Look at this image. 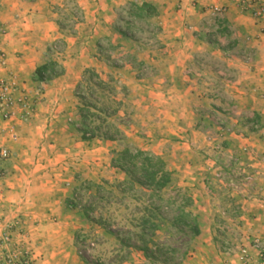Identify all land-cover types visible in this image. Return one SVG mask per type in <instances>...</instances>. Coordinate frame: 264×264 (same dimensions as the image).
<instances>
[{"label": "crops", "instance_id": "0c3cea01", "mask_svg": "<svg viewBox=\"0 0 264 264\" xmlns=\"http://www.w3.org/2000/svg\"><path fill=\"white\" fill-rule=\"evenodd\" d=\"M129 1L152 3L159 13L158 40L164 52L154 63L138 60L155 67L152 87L136 82L137 70L127 63V55L119 60L123 62L120 67L106 65L97 52L100 37L87 35L96 33L103 20L109 19L103 14ZM62 2L0 0V55L5 59L0 81L12 86L14 99L24 97L32 107L27 114L14 105L7 110V120L0 114V148L10 155L0 161L4 173L0 232L9 231L11 236L0 249V259L17 253L28 254L31 264H72L71 225L78 219L67 202L81 183L103 178L106 168L112 174L118 172L110 164L114 152L109 153L112 146L124 142L162 158L168 171L186 181L182 184L189 189L190 211L198 218L200 237L206 228L203 221L214 211L212 218L225 222L226 234L240 238L238 254L217 255L218 246L206 243L200 250L203 255L181 264H264L252 247L254 240L264 244V16L255 19L252 10L237 0H76L83 21L70 34L60 29V17L54 13ZM258 4L264 6V0ZM213 7L223 9L222 14L213 15ZM106 36L122 40L112 29ZM93 38L95 50L89 53L87 46ZM54 43L63 47L58 55L48 52ZM49 59L61 66L63 74L46 83L34 81L35 70ZM202 59L209 65L204 72ZM86 70L104 81L114 80V89L122 92L121 97L114 92L121 109L132 104V125L117 123L120 110L111 118L120 134L116 141L84 142L77 132L75 91ZM217 91L223 93L222 99L212 95ZM219 108L226 112L222 117L217 115ZM200 111L204 115H197ZM201 125L206 131L212 128L213 141L222 139L220 150L228 160L239 157L238 171L251 176L250 183L226 193L229 200L223 208L213 194L208 195L212 193L209 180L219 174L211 173L210 166L185 162L190 137L199 136L195 129ZM139 128L146 138L136 135ZM206 133L208 138L210 133ZM234 173L225 171L227 178ZM196 188L208 192L204 200ZM242 248L248 251L245 263L238 259Z\"/></svg>", "mask_w": 264, "mask_h": 264}, {"label": "rangeland", "instance_id": "374dc122", "mask_svg": "<svg viewBox=\"0 0 264 264\" xmlns=\"http://www.w3.org/2000/svg\"><path fill=\"white\" fill-rule=\"evenodd\" d=\"M238 3L240 4V2ZM122 7L123 6H120L113 9L112 11H109L106 14H103L104 16H109V19L105 18V20H103V24L99 25L96 33L87 34L89 36L95 34L97 37H100L99 44H96V47H100L101 49H103L102 53H100V55L103 57V62H105L106 65L108 63L109 67H120L123 62H120L119 60L129 54L136 56L137 60L144 58L149 63L156 62V59L162 54V52H164V46H162V44H160V41L158 40L159 34L154 37L147 32H137L136 38L138 40L133 42L123 39L118 40L116 38H113L112 36H109L111 39L113 38L112 40H110V38H107L106 34L108 35V31L110 32V29H112L113 25L117 24L118 17L120 15L124 17V14L120 13ZM57 9V11L54 10V13L60 17V29L73 34L72 27L83 21V15L76 7V0H63V2L61 3V7H58ZM95 40L96 39L93 38V43L87 46V50L89 53L94 52L95 50ZM107 40H109L112 46H117V48L112 50L109 49L107 46ZM62 48V45H60L59 43L54 45V48L51 51L52 55L60 54L62 52ZM106 56L109 57V62L107 61ZM202 60L203 61H200V63L203 66L200 67V69L204 72L206 71V66L208 67L209 65H207L205 59ZM113 62H115L116 65H112L111 63ZM162 64V62L161 64H159L160 67L162 66ZM152 65L153 64H146V66H143L142 68H136L137 75L135 76V80L139 85L152 87L150 79L152 78V74L155 71V67ZM217 68L222 71L223 67L218 65ZM206 76L207 75L202 76V80L204 82L208 80V77ZM114 92H116V94L120 97L122 96V92L120 90H114ZM212 95H215L216 98L219 99H222L221 97H223V93L219 91L213 92ZM101 100L103 103H106V99L101 98ZM120 103L122 102L120 101ZM225 103H230V100H226ZM142 105L143 104H141V106ZM141 106L139 110H141ZM121 108L122 107L119 105L118 111L120 110L122 115L118 119L117 123L124 126L132 125V104L130 103L128 109L126 104L124 105L123 109ZM223 108L227 109V106L224 105ZM203 111L204 114H207V110H205V108ZM216 112L218 113V117H222L226 113L222 112L221 109L216 110ZM204 114L201 111L197 113V115L200 116ZM211 129V127L207 128L208 133H210L208 135V138L206 137V127L201 125L198 130L195 129L196 132L198 131L199 136L197 137L195 135L193 137L191 135L188 142V144L190 145L189 149L185 150L188 152V154L185 156V162L192 166L198 164H202L205 167L210 166L212 170L211 173H213V170H215L219 174V176L217 177L212 176L215 177L213 181H211V179L209 180L210 186L212 188L211 195L202 188H196V191L200 192L198 195L201 196V199L203 200L207 194L210 197H212L213 194L215 196L213 198H215L216 202H218L220 205L219 207L223 208L225 207V205H227L229 200L226 193L231 189L233 191H236L238 186L241 187L244 184L250 183L251 176L248 174H242L241 171H238L239 167H241V165H238L239 161H241L238 156L236 157V161L228 160L227 156L224 155V153L220 150V141L222 139L213 141ZM136 135L140 138H146L144 130L142 131L140 130V128ZM126 145L127 144L123 142L119 145L112 146V151L109 154H113V152L115 151H120ZM228 169L235 171L234 176L232 174L231 178H227V175H225V171L228 172ZM171 173L173 175L172 183L169 188L165 192H163V196L165 198H172L175 197L177 192L186 194L188 196L189 189L185 188V186H183L182 184H185L186 181L181 182L179 173L177 174L175 173V171H172ZM119 174L120 172H115V174H112L111 169L106 168L103 178H99L95 181H84V183H81L76 189H74L71 200H73V206H75V208L69 209L76 211L74 216L78 220L71 225V248L73 256L72 264L144 263V259L141 253L132 249L131 245L138 244V229L135 228V225L137 219L142 215L147 195L138 188H135L133 191L122 192V189L118 188L117 185L124 178H120ZM229 180H231V182H229ZM203 192L205 193L203 194ZM210 204H212V201H210ZM204 205H206V203H204ZM217 205L216 207H218ZM172 210V208L164 209L162 218L165 220H170L173 215ZM86 212L88 213V218L85 217ZM215 213L216 212L212 211L210 216H207L208 219L206 218L203 221L206 228L203 229L204 234L202 237L199 236L189 241L188 239L182 237L180 234H177L174 230L167 227L164 223L161 225L160 230L156 234V240L160 243H165L180 252L184 251L187 248L188 254L185 256L183 262H186L195 257L197 258L199 254L203 255L200 250L202 249V247H204V245H206V243H214L218 246V252H216L217 255H224L225 253H227L229 256H233L234 254H238L237 244L239 243L240 238L233 235L232 233L226 234L228 230L223 228L222 224L224 221L222 222V220L219 219L216 220V217L212 218ZM207 214L208 213L206 212L204 213V215ZM213 233H215L214 236ZM122 241H125L127 244H121ZM254 241L252 242V247ZM223 248H225V250H223ZM228 255L224 256L228 257ZM23 256L30 259L28 254H23ZM209 257L208 259H211ZM246 261L243 262L245 263Z\"/></svg>", "mask_w": 264, "mask_h": 264}, {"label": "trees", "instance_id": "16d2710c", "mask_svg": "<svg viewBox=\"0 0 264 264\" xmlns=\"http://www.w3.org/2000/svg\"><path fill=\"white\" fill-rule=\"evenodd\" d=\"M120 13L124 14V17L120 15L117 24L112 27L120 39L133 42L138 40L137 32H147L154 37L161 32L156 22L159 13L152 3L129 1L121 8ZM107 41L109 49L117 48V46H112L109 40ZM56 44L48 49L49 53ZM102 51L103 49L98 47V52L102 53ZM106 57L109 62V57ZM127 63L135 69L143 67V63L130 54L127 55ZM111 64L114 65L115 62ZM62 74L61 66L49 59L35 70L33 80L46 83ZM113 82L112 78L104 81L94 71L86 70L77 85L75 91L78 100L76 129L82 141L118 140L120 134L111 123V118L117 114L120 105L114 96ZM101 98L106 99V103H103ZM110 164L113 169L125 176L117 185L122 192L138 188L147 195L142 215L135 225L138 229V244L131 245V248L141 253L144 259L143 264H181L188 254L187 248L180 252L165 243H160L156 240V234L161 225L165 223L177 234L191 241L200 236V225L198 218L189 210L192 206L189 196L180 192L172 198L163 196V192L172 183V173L167 170L165 161L148 152L125 146L120 151L114 152ZM67 206L75 208L73 200L68 201ZM166 208L173 209L170 220L162 218V213ZM87 214L86 212V218H88ZM123 243L127 244L125 241L121 244Z\"/></svg>", "mask_w": 264, "mask_h": 264}, {"label": "built area", "instance_id": "2783aa9c", "mask_svg": "<svg viewBox=\"0 0 264 264\" xmlns=\"http://www.w3.org/2000/svg\"><path fill=\"white\" fill-rule=\"evenodd\" d=\"M243 8H248L252 10V15L255 19H261L264 16V6L258 4L261 0H237ZM223 12V9L219 7L211 8V13L218 17ZM3 31L0 29V33ZM54 48V47H53ZM5 65V59L3 55H0V66ZM13 88L6 81H0V114L2 119L7 120L10 113L7 112L14 105H20L27 114L32 112V107L27 103L24 97L14 99L12 96ZM13 134V133H12ZM15 140L17 137L12 135ZM8 150L0 148V161H5L9 158ZM4 173L0 169V181L3 179ZM249 180V178H248ZM10 227H8L9 229ZM11 240L9 231L0 232V249L5 247ZM254 250L258 253L260 260L264 263V244L259 240H255L253 243ZM248 257L247 250L242 249L239 253V260L246 261ZM0 264H31V260L23 255H18L17 253H7L0 259Z\"/></svg>", "mask_w": 264, "mask_h": 264}]
</instances>
